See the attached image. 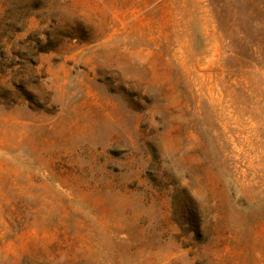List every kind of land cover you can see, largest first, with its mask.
Listing matches in <instances>:
<instances>
[{
  "label": "rangeland",
  "instance_id": "374dc122",
  "mask_svg": "<svg viewBox=\"0 0 264 264\" xmlns=\"http://www.w3.org/2000/svg\"><path fill=\"white\" fill-rule=\"evenodd\" d=\"M0 264H264V0H0Z\"/></svg>",
  "mask_w": 264,
  "mask_h": 264
}]
</instances>
